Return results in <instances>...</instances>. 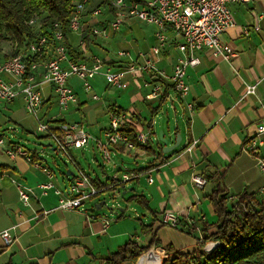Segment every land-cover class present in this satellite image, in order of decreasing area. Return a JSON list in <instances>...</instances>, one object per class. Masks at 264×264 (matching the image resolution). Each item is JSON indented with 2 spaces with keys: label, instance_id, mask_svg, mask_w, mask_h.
I'll use <instances>...</instances> for the list:
<instances>
[{
  "label": "crops",
  "instance_id": "crops-1",
  "mask_svg": "<svg viewBox=\"0 0 264 264\" xmlns=\"http://www.w3.org/2000/svg\"><path fill=\"white\" fill-rule=\"evenodd\" d=\"M230 8L235 24L222 35L221 41L233 49L234 56L225 60L209 49L194 52L200 62L187 69L190 92L186 98L187 102L193 103L192 111L170 83L167 85L166 82L139 75L142 76L143 83L146 79L151 82L140 88L137 86L139 77L127 73L123 86L116 88L108 84L103 76H98L106 87L124 90L123 96L114 101L99 96L102 102L99 109L104 108L106 111L107 107L121 108L137 113L141 118V130H146L148 121L154 117V134L147 145H150L148 151L140 144L134 149L119 146L114 149L113 164L108 166L103 163L102 156L92 141L85 148L71 151L73 160L65 158L66 173L60 170L59 177L44 156L45 151L40 162L54 172V177L50 179L40 168L25 159L9 157L6 153V141L0 145V232L8 230L15 238L12 243H7L0 235V264H98L99 261V264H106L109 253L114 251L109 245L114 244L124 233L134 235L130 239L143 246H147L152 237L156 236L161 245L156 248L159 254L160 250L166 251L167 246L176 251H192L201 247L200 226L204 222L215 223L218 220L208 199L209 194L219 187H223L231 199L243 192H264V173L257 165V156L244 151L245 143L256 133L257 126L264 124V0L231 4ZM109 18L105 12L102 15H86L84 25L86 28L99 26ZM135 22L139 24L136 27ZM124 27V39L117 37L119 31L111 32L107 38L95 39L90 52H85L78 34L71 33L68 38L71 46L85 53V56L93 53L120 67L128 64L130 59L119 56V51H127L132 57H138L143 53L151 54L152 48L158 44L156 26L132 19L120 31ZM129 35L136 39L138 50L133 49V40L128 39ZM167 35L168 46L162 50L161 56L153 57L157 67L170 75L178 59L184 54L177 47L179 37L176 33L169 28ZM111 45L119 47L118 51L112 53L109 49ZM139 60L142 62V57ZM127 75L130 77L126 78ZM70 79L69 84L79 97V105L60 113L56 93L51 85H47L42 107V110H46L47 118H62L67 122L80 119L78 114L81 110L84 111L87 101L81 97L80 88ZM96 79L93 80L95 93ZM159 83L165 84L169 94L165 102L169 103V113L161 121L157 119L158 114L152 116L151 106L146 100V95ZM248 84L257 85L256 94L246 95ZM126 95L128 101L124 100ZM54 98L58 108L53 107ZM8 104H17L26 109L22 98ZM55 109L59 111L56 114ZM74 115L77 120L73 118ZM108 127L102 129L97 137H104L103 132ZM162 130L169 145L175 143L176 132L182 136L179 146L171 152L163 150L164 145L159 137ZM262 139L259 155L264 158V134ZM194 142L196 145L192 150H187ZM85 153L93 155L97 162L101 158L102 175L96 172L91 175L103 181L107 176L122 170L141 171L150 166L142 173L146 177L152 176L153 183L141 176L121 186L123 194L130 192V196L138 194L146 197L147 213H143L142 218L138 219L136 226L138 224L139 228H135L134 232L124 230L122 220L104 228L101 218L89 221L82 211L57 209L60 196L55 190L52 188L44 194L38 187L40 183L51 180L55 186L65 189L77 177L79 168H82L81 154ZM126 159H134L135 162L140 159L144 166L129 168L126 166ZM195 174L209 179L204 187L194 185L192 177ZM19 188L28 191L31 198L29 205L21 201ZM170 211L180 214L179 226L175 229L158 225L163 213ZM122 212L119 218L124 217V210ZM142 225L145 226L144 230ZM96 241L104 242V253L94 254L92 250L97 247ZM90 255L99 261H93Z\"/></svg>",
  "mask_w": 264,
  "mask_h": 264
},
{
  "label": "built area",
  "instance_id": "built-area-1",
  "mask_svg": "<svg viewBox=\"0 0 264 264\" xmlns=\"http://www.w3.org/2000/svg\"><path fill=\"white\" fill-rule=\"evenodd\" d=\"M251 1L146 0L145 2H129L127 0H109V3L115 8L116 16L110 21L107 28L93 27V32L108 37L109 31H119L132 19L152 24L157 27L156 37L158 44L152 48L151 54L143 53L138 57H132L127 51H119V56L130 59L126 68H115L107 65L97 55L92 56L90 61H76L69 55L62 23L57 21L53 24L52 29L54 49L51 58L44 59L49 48V39L46 35H42L29 45V52L32 55L31 61H28L23 54L0 60V100L9 103L17 98H22L28 113L38 121L37 131L46 133L54 145V150L66 155L69 160H73L71 157L73 149L85 148L93 141L102 156L104 164L112 165L113 151L119 146L134 149L137 144L148 145L153 139L154 131L152 127L136 132L133 139V136L122 130L127 118L131 116L130 112L126 111L118 114L111 107L106 108L110 123L109 127L103 132L104 137L101 138L94 137L86 130L84 113L80 114L78 121L68 122L63 125L48 121L44 122L40 117V113L45 99L46 86L51 85L53 87L60 113H65L79 105V97L69 84V79L73 76L80 79L86 93H90L94 100H99L100 97L95 93L93 85V80L98 76H103L106 82L113 87L121 88L124 84V76L127 73L138 77L139 75H146L149 79L157 78L159 81L166 82L167 85L170 83L172 89L192 111L193 103L187 102L186 98L190 92V86L187 82V69L190 66L195 67L200 62L195 57L194 52L199 49H209L215 55L221 56L225 60H230L234 56V51L221 41L222 35L235 24L230 5L249 3ZM87 3L86 0L78 3L70 19V29L80 35L82 32V14L86 10ZM92 13L93 15H100L102 8L96 6L93 8ZM34 21L30 20V24H33ZM169 28L179 37L177 47L184 54L183 57L178 59L170 75L157 67L153 57L161 56L162 50L168 46L167 30ZM256 29H259V27H256ZM139 57H142V62H140ZM149 79L144 80L143 85H150ZM256 86V84L246 85V95L256 94ZM162 97L168 99L169 94L165 89V84L159 83L153 86L152 91L146 95V100L149 103L157 104ZM162 107L163 105H161L160 110ZM263 134L264 124H259L256 133L245 143L244 151L257 156V165L264 173V158L259 155ZM4 143V138L0 137V145ZM195 145L196 142L190 145L187 150H192ZM6 153L14 159H25L40 168L50 179L54 177V173L49 167L34 161L32 151L24 145L20 143L8 144ZM144 174L135 170H122L110 176L113 182L109 188H98L93 184L90 175L82 168H79L77 177L70 181L65 189L55 186L51 180L40 183L38 187L43 190L44 194L52 188L55 190L60 196L57 209L82 211L89 221L101 218L103 227L107 228L110 220L106 216L101 217L100 214L96 213L97 210L90 211L86 207V202L102 193L117 189H119V192L121 186L139 179ZM147 180L149 183L154 181L152 176L147 177ZM192 180L194 185L198 187H204L208 182L206 177L199 174L193 175ZM111 187L114 188L111 190ZM19 195L25 205L30 204L31 198L28 191L19 188ZM179 220V212L173 211L164 212L161 218L163 225L173 228L179 226ZM0 235L7 243H12L15 240L8 230L0 232ZM220 244L221 241L218 238H214L201 243V248L205 252L211 253ZM156 252H158L157 249H150L145 254L143 263L147 264V259L151 258V254H154V258L159 257L158 264H162L165 257L162 258L161 253L157 254Z\"/></svg>",
  "mask_w": 264,
  "mask_h": 264
},
{
  "label": "trees",
  "instance_id": "trees-1",
  "mask_svg": "<svg viewBox=\"0 0 264 264\" xmlns=\"http://www.w3.org/2000/svg\"><path fill=\"white\" fill-rule=\"evenodd\" d=\"M82 1L84 0H0V60L23 54L28 61H31L32 55L29 52V45L42 35H46L49 39V48L44 59L51 58L54 49L52 33L53 24L59 21L62 23L64 29L70 57L76 61H90L92 56L96 54L92 53L85 56V53L71 46L68 38L71 33H75L70 29L71 16L77 4ZM86 1L88 2V6L92 0ZM127 1L145 2L146 0ZM98 7L104 8L100 15L106 12V14L110 15V18L101 22L99 26H91L90 28L87 26L86 28L84 25L86 19H84V17L86 15H93V9H86L82 14V32L81 35L79 33L76 34L80 36L81 44H84L86 49L85 52L91 51V44L98 37L107 38L103 35L95 34L93 32V27L101 29L107 28L110 21L116 16L115 8L109 3V0H102ZM30 20L35 21L33 24H30ZM36 25H40L37 31L34 30ZM111 32L112 31L108 32V36ZM5 34H7V39L10 38L13 47L11 52L6 54L1 52V43L6 38ZM101 58L105 64L115 68H126L130 62L129 61L125 66L118 67L110 61H106L104 57ZM154 79L159 81L157 78ZM166 100V98L162 97L156 105L147 102L148 105L151 106L152 116L158 114L161 105H163ZM113 110L118 114L126 112L121 108H113ZM127 112H130L131 116L127 118L122 130L128 132L134 139L136 132L141 130V118L137 113H132L129 110H127ZM43 118L44 117H41L42 120ZM153 119L154 117L148 121L146 126L147 129L152 127ZM43 121L60 125L68 123L62 118H46ZM42 134L50 138L46 133ZM0 137H2V135H0ZM14 143L19 142L10 141L7 145ZM24 146L27 147L26 145ZM50 146L54 150L53 143H50ZM144 146L147 151L150 149V145L149 147H147V145ZM29 149L32 151L34 161L44 165L40 160L42 161V155L45 154V150L38 148ZM54 151L60 153L56 150ZM62 155L70 161L66 155ZM103 168L105 169L104 166ZM149 168L150 166L143 168L140 172ZM89 175L92 178L93 184L98 188H109L110 185H112L113 181L110 176H107L106 180L103 181L99 177H92L91 174ZM113 188L114 187H111V190ZM208 199L214 207L218 220L215 223L204 222L200 226L202 234L201 243L218 238L221 241L220 246L211 253L205 252L201 247L192 251H176L173 247L167 246V256L163 259L162 264H264V192H243L231 199L227 191L223 187H219L208 195ZM127 201L135 202L144 209L148 208L144 195L133 194L129 196ZM144 228L145 226L142 225V230H144ZM159 246L161 245L157 241L156 236L152 237V240L147 246L139 244L136 240L129 239L116 250L111 251L105 263H142L145 254L150 249Z\"/></svg>",
  "mask_w": 264,
  "mask_h": 264
},
{
  "label": "rangeland",
  "instance_id": "rangeland-1",
  "mask_svg": "<svg viewBox=\"0 0 264 264\" xmlns=\"http://www.w3.org/2000/svg\"><path fill=\"white\" fill-rule=\"evenodd\" d=\"M101 0H92L89 5L86 7L87 10L90 8L93 9L96 6L99 5ZM104 9V8H102ZM106 13V12H105ZM110 16V15H108ZM139 25L138 22H135V27ZM40 25H36L34 27V30L37 31L39 30ZM124 31L125 27L117 33L118 38H123L124 39ZM76 34V33H75ZM5 39L1 43V52L4 54L11 52L12 50V42L9 39H7V34H5ZM128 39L133 40L132 47L136 51L138 50V44L136 39L132 37V35L128 36ZM117 46L111 45L109 49L111 52H117L118 51ZM130 75H127L126 78H129ZM70 80H73V84L76 85V87L80 88V94L81 97L85 98L87 101V105L84 108V111H80L81 113H86V130L91 133L93 136L97 137L99 136L100 132L102 129L108 127L109 125V115L105 111L104 108L99 109L100 105L102 102L100 100H94L91 97V94H87L86 91L84 90L82 84L80 83V79L76 76L71 77ZM142 76L137 78L138 87L141 88L143 85L142 82ZM96 84V91L99 94V96H102L103 98H108L111 101H114L116 99H119L123 96V91L124 90H116V88L113 87H106L104 85L102 79L99 77L95 80ZM125 101H128V95L124 97ZM6 102L0 100V135L4 138L6 141V144L9 143L10 141L12 142H19L21 144L26 145L29 148H38V149H45L46 154L44 155L49 163L53 166L55 169L57 176L59 177L61 175L60 170L63 171V173H66V159L65 157L60 154L56 153L53 148L50 146L51 140L48 137H45L44 134L39 133L37 131L38 127V121L32 116L26 109L23 107H20L17 104L9 105L8 103L5 104ZM53 107L58 108L56 99L54 98L53 101ZM58 110V109H57ZM169 103L163 104L162 109L160 112L163 113H158L157 119L161 121L164 119V117L167 115L166 113H169ZM59 111H54V113H58ZM78 114V118L80 117V113ZM41 117H44L43 120L47 118V113L46 110H41L40 113ZM75 118V115L73 116ZM76 119V118H75ZM77 120V119H76ZM74 121V120H71ZM52 153L53 155H51ZM99 162L96 161L93 155H90L89 153L81 154V159H80V165L81 167L89 174L95 175V172L102 175V162L101 158L99 157ZM70 165V164H69ZM73 166V165H72ZM126 166L129 168H141L144 166V162L142 160H137L135 162L134 159H126ZM74 168V166H73ZM76 169V168H75ZM106 169V168H105ZM78 170V169H76ZM141 178H144L147 180L146 175H142ZM131 183V182H130ZM117 190H112L106 193H102L93 199L89 200L86 202V207L91 208L94 205H97L99 201H106V204L103 205L101 209H98L96 212L99 213L102 216H106L108 220H110V223L116 224L119 221H123L125 229L131 232L135 231V228H139L138 224L136 226V222L138 221L139 218H142L143 213H147L144 208H142L140 205H138L135 202H128L127 199L130 196V192H127L123 194V190L120 189ZM122 190V191H121ZM122 209H125V215L123 218H119V216L123 213ZM141 216V217H140ZM162 223V222H161ZM160 221H158V225H163L161 224ZM166 226V225H163ZM170 227V226H167ZM173 228V227H171ZM175 229V228H174ZM140 230V229H138ZM190 230V229H187ZM188 232V231H187ZM139 235L140 231H137ZM133 234V233H131ZM132 237L134 235H131ZM131 236L127 234H123L121 238L117 239L116 242L112 245H109L111 249L115 250L117 249L120 245L124 244L126 240L130 239ZM97 247L93 249L92 251L94 252L95 255H99L100 253H104L105 251H102V248L104 246L103 241H96ZM107 246V244H106ZM156 249V248H155ZM105 250H107L105 248ZM160 250V249H159ZM162 258L166 257L164 255L167 254L166 251L160 250ZM91 256V255H90ZM93 261H99L98 259L94 258L91 256ZM100 261L98 262V264ZM139 264V263H136ZM140 264H144L143 261Z\"/></svg>",
  "mask_w": 264,
  "mask_h": 264
},
{
  "label": "water",
  "instance_id": "water-1",
  "mask_svg": "<svg viewBox=\"0 0 264 264\" xmlns=\"http://www.w3.org/2000/svg\"><path fill=\"white\" fill-rule=\"evenodd\" d=\"M159 137H160V140L163 142V145H164V152H171L173 151L175 148H177L181 142V139H182V136L179 132H176V140H175V143L174 144H171L169 145L168 144V139L165 137V133L164 131H160L159 132ZM106 204V201L103 200L101 202H99L96 207L94 208H91L90 211H95V210H98V209H101L103 207V205ZM125 211V209H122Z\"/></svg>",
  "mask_w": 264,
  "mask_h": 264
},
{
  "label": "bare ground",
  "instance_id": "bare-ground-1",
  "mask_svg": "<svg viewBox=\"0 0 264 264\" xmlns=\"http://www.w3.org/2000/svg\"><path fill=\"white\" fill-rule=\"evenodd\" d=\"M101 202V201H100ZM96 207V206H95ZM157 254H159L158 252H156ZM154 254H151V258L147 259V264H158L159 262V257L154 258Z\"/></svg>",
  "mask_w": 264,
  "mask_h": 264
}]
</instances>
